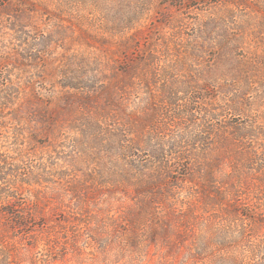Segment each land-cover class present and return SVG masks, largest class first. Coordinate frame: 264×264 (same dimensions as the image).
<instances>
[{
	"label": "rangeland",
	"instance_id": "374dc122",
	"mask_svg": "<svg viewBox=\"0 0 264 264\" xmlns=\"http://www.w3.org/2000/svg\"><path fill=\"white\" fill-rule=\"evenodd\" d=\"M253 122L255 138L235 133ZM0 160V190L40 225L0 234V264H179L168 255L190 244L189 210L229 242L242 235L225 263L216 237L211 264L252 263L247 240L264 249L263 231L243 205L264 203V0L0 1ZM209 185L226 195L197 193ZM141 201L161 219L148 218L155 240L144 233L139 255Z\"/></svg>",
	"mask_w": 264,
	"mask_h": 264
},
{
	"label": "trees",
	"instance_id": "16d2710c",
	"mask_svg": "<svg viewBox=\"0 0 264 264\" xmlns=\"http://www.w3.org/2000/svg\"><path fill=\"white\" fill-rule=\"evenodd\" d=\"M0 1L2 2L5 1V3L6 2L9 3L11 1H17L18 3H22L27 0H0ZM31 5L34 4L30 3V6ZM245 92H247V90H244L243 94L240 92V94L242 95L241 97L238 96L236 97L235 100L228 101V103L229 102L231 103V104L230 103L227 104L229 110H231L234 107L236 108L238 106H240V109L242 108L243 96ZM235 133L238 134V136H240V138H243L244 140V139H251L252 137L255 138L256 135L259 133V131L256 123L253 122L251 125L245 126L243 128L235 127ZM3 165H4V161L0 160V180L3 179L1 177L2 174L5 175V173H3L2 171ZM9 174H11L13 180L19 178V177L17 178V175L13 170H11ZM27 178L30 179L31 181L33 180L32 178H34V176L32 173H30L27 176ZM22 181L24 182L25 179H23ZM148 191L153 192L151 188H148ZM138 192L140 191H137V193ZM197 193L208 198V200L210 201L215 200L214 197L223 198L226 195L225 192L218 191L215 187H212L211 185H209V187H199L197 189ZM5 195H6L5 192L0 190V234H4L5 232L7 233L10 232L11 236L13 237H22L25 234H29V232H32L36 225L40 226L39 223H37L34 219L29 217V214H23L22 205L18 203H9L8 195L7 196ZM163 195L164 194H162L161 196ZM246 196L248 197V202L245 205H243V221L250 223V225L256 227V229L263 231V233L256 238L259 241H262L264 240V203L263 201H261L262 199L257 193L246 194ZM4 198H7V200H5ZM149 203L150 202L147 201L146 202L141 201L143 207L142 213L138 212L135 214L134 225L135 228L138 230V233L136 235V238H134L133 244L134 247L138 249L137 252L139 253V255H141L142 250L144 247H146V243H147L146 239L148 237L145 236L144 233H148L150 238L149 242L155 240L154 239L155 232L151 230V228H150L151 231L148 232V229L150 227L148 225V218H150L151 222L152 221L155 222L158 219H161L160 217L161 213L158 209L159 207L153 204L151 205L150 211H148L147 213L144 211ZM182 210H183L182 207H177L176 204H170L168 207L169 214L171 213L177 214V211H182ZM234 212L236 214L239 213L237 211ZM185 216H187L188 219L190 218V221H188L187 224L184 223L182 225L185 231L182 233V235H180V240H182L183 242L185 238H188L190 244L185 249V252H182V250H180L179 247L177 248L176 246L173 245L174 247L171 248L172 250L171 255L168 256L181 257L179 260L180 261L179 264H184L185 260H190L192 264H211L209 258H204V257L206 256L205 254H207V251L210 250L212 241L216 237H219L217 241L219 242L220 249L223 250L222 253L221 252L219 253V260L224 263L227 260H229V256L225 251L231 247H235L233 246V244L236 243L235 240L239 239V237L240 239H242V235L240 234L239 236L237 235L236 238H233V241H231L232 242L231 243L228 241L230 239L227 240L226 237H223L226 235L224 228L213 227L212 223L209 222L208 219H202V218L200 219L199 217H197V215L191 213L190 210L188 212H185ZM190 236H192V238ZM243 237L246 239L248 238L250 240L254 238V236L247 233V229L244 226H243ZM247 243H248V250L250 253V256H247V258L252 262L248 264H264V249L256 247L252 243H249L248 240ZM261 255L263 257H261ZM257 258H259L260 260L259 263H257ZM136 259H138V256ZM230 261L232 264H245L241 257H233L230 259Z\"/></svg>",
	"mask_w": 264,
	"mask_h": 264
}]
</instances>
